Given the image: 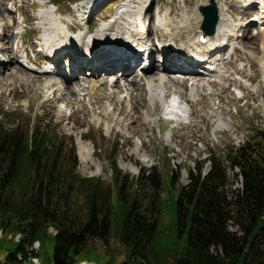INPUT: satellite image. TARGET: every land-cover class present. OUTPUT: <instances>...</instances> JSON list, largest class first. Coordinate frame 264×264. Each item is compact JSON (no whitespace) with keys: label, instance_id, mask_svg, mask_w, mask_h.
Returning a JSON list of instances; mask_svg holds the SVG:
<instances>
[{"label":"trees","instance_id":"trees-1","mask_svg":"<svg viewBox=\"0 0 264 264\" xmlns=\"http://www.w3.org/2000/svg\"><path fill=\"white\" fill-rule=\"evenodd\" d=\"M2 115L9 114L0 111V262L35 264L22 257L29 251L37 264H163L166 256L173 264H264V146L259 142L247 140L231 149L227 165L211 156L207 172L190 173L191 183L181 186L176 198L153 192L150 201L140 203L142 175H121L114 157L107 158L112 183L82 176L72 137L73 155L66 157L49 124L8 126ZM226 168L241 177V189L231 195L224 189ZM170 182L174 185L173 177ZM165 214L175 227L171 239L158 224V215ZM183 228L187 235L179 240L176 232ZM111 237L125 249L122 258L115 252L94 257L90 242L109 248Z\"/></svg>","mask_w":264,"mask_h":264},{"label":"rangeland","instance_id":"rangeland-1","mask_svg":"<svg viewBox=\"0 0 264 264\" xmlns=\"http://www.w3.org/2000/svg\"><path fill=\"white\" fill-rule=\"evenodd\" d=\"M7 1L8 0H0V5H3V3ZM13 1L16 8H19L20 15H23L24 23H18L16 27L13 26L12 32L15 31L14 33H16L21 30V27H24L22 38L25 39V42H28V44L24 45V48H31L33 47L32 44L35 43L33 38H38V36L41 38V35L40 31L36 28V22L33 23L30 18L33 15H37L40 9H47V5H50L48 2L50 0ZM38 1L44 5L41 6ZM52 1H54V3L56 1L57 3H55V5L60 7V16L66 18L68 21L69 16L64 12L70 11L73 13L74 17L71 21L77 22L76 6L80 1L72 6L66 4L68 0H51L50 2ZM123 1L124 0H117V2L122 3L131 2V0ZM225 1L232 6V15L234 18L243 24L255 13L253 8L246 11L236 8L237 5L241 6L242 3H245L243 0ZM109 3L112 4V2ZM109 3L95 10L98 18L101 16L109 17L114 14L115 10ZM206 3L210 4L208 0H158L154 2V5L158 8L167 5L172 6L173 14L181 17V10L183 7L193 9L195 5H204ZM227 3L226 6L228 7ZM6 4H8V2ZM120 5H116L115 8L120 7ZM5 6L4 4V7ZM2 13H5L6 20L0 16L1 23L2 20L10 24L14 23L8 20V16L10 15L12 20H14L17 16L15 11L12 10L11 13L0 11V15H3ZM38 17L41 19L39 14ZM38 17H35V20H39ZM201 18L203 19V17L201 16L199 18L198 25L195 24L196 33L201 30ZM94 20L95 19L89 22L94 24L95 30L98 27L100 28L102 24L101 21ZM90 23L88 25H90ZM155 30L156 34L159 35L156 24ZM96 33L97 31L94 34ZM239 34L242 36L245 35V38H242L243 41H240L241 43L239 42L238 48H236L237 50L235 49L238 58L232 59L233 63L231 64H222L226 68L223 67L221 70H234L235 72L242 73L240 74L241 78L245 80L251 79L253 85L248 89H243L245 94L244 98L237 99L236 94L239 88L237 85L239 83L236 81L235 83L237 85L234 88L231 86V83L234 81L228 83V88H226L227 83L224 82L220 84L215 83L209 87L205 85L203 88H200L203 80H198V90L197 95L195 94L193 113L191 117L185 118L181 125L164 119L165 115H163L164 117L161 118L159 123H154L157 116L150 117L147 113V108H145V106H147L149 109L153 110L154 104L148 102L146 103L147 105L144 106V103L137 102V107L140 109L136 112L135 107L132 108L131 98L126 97L122 100L124 94L121 93L119 88L115 89L117 96L114 102L110 101L112 99L110 90L98 87L96 91L89 96L83 97L82 95H76L75 100H72V104L67 106L64 99L61 98V92H47L45 84L50 81L46 83L44 78L33 75L30 72L22 71L15 61L6 65L4 68V75L1 74L4 66H0V111L9 114L6 116L2 115V119L8 126L17 124L27 129L28 126L31 127L37 122H45L49 124L51 128H55V137L60 139V146L62 150H65L66 157H71V155H73L70 152L73 146L74 156L76 157V171L82 176L98 177L105 183H112V166L107 158L114 157L116 166L120 170L121 175H128L129 179L142 175L141 184L139 185L140 190L136 194V199L140 203L150 201L153 192L156 193V196L160 194V196L164 198L168 196H170V198H176L181 186L191 183L190 173L196 176L207 172L209 166L208 160L211 156L222 165H227L226 154L231 152V149H235L239 145L244 144L247 140L259 142L258 146H264V69H260L258 66L260 62L256 59L258 55L264 57V51L260 50L261 44L264 46V33L253 34V31H243L239 32ZM5 35L9 39L7 43L8 47L10 48L11 46L10 49H14V42L16 41L12 37L13 35H11L10 32L5 33ZM190 35L192 36V34ZM175 36L186 42L187 36L185 31L178 29ZM19 42L18 40L17 44ZM182 45L184 46L186 44L183 43ZM20 54L22 55V53ZM12 55V53H0V59L5 63L9 61ZM156 63L158 62H155V66L151 67L153 71L149 70V72H151L147 74H153L157 71ZM238 66L241 67V71H238ZM133 71V73H130V76L128 75V78L138 79L139 74L137 70ZM120 74L121 73H115V75H113L115 77L113 78L121 77ZM96 75L91 78H97L104 74H100L99 76ZM236 76L238 75L233 74L231 77L234 78ZM72 84H74V82L69 85ZM182 84V88L185 91L183 92L184 95L187 92L186 88L188 86L185 85L186 83ZM87 85H89V83H87ZM166 87L167 94L173 96L174 93L171 90H173L174 87L171 88L168 85ZM176 87L180 89L178 85H176ZM135 94L138 95L137 92L134 91V95ZM68 98H70V96H68ZM142 99L144 100V98ZM102 106L109 111L115 108L114 119L107 121ZM121 108H124V111L118 112ZM137 115H139V118L135 119ZM116 119L119 122H116ZM221 119L223 120L222 126L217 128L216 126L219 121H222ZM134 130L143 132L142 138L136 136ZM71 137L73 139L72 146L68 143ZM138 147L141 148L139 149ZM85 155H89L88 157L90 160L88 162L82 159ZM149 158H153V164L144 163V159ZM178 175L179 178L177 182L176 179ZM226 175L228 179L224 189L231 195L233 189H241V179L240 177L236 179L232 171L228 168H226ZM172 177L174 185H171L170 182ZM154 178L158 180L156 186L152 185ZM169 210L171 211V209ZM157 219L158 224L161 225L159 227L166 235V239H171L175 227H173L171 223L170 215L169 217L167 214H165V216L158 215ZM232 229L235 228L232 227ZM178 233L179 240L184 235H187V232L185 234L184 228L181 229V232L177 230L176 235H178ZM108 245L109 248H106L104 244L98 240H92L89 244L92 253H95L94 257L104 259L105 252H115L120 259L122 258V254H125V249L116 238L111 237L108 241ZM32 248L36 249V246ZM1 257H3V255H0V258ZM22 257H29V259L36 261V259L31 258V253L29 251L22 255ZM162 260H164L163 264H173L172 258L169 256H166ZM1 264L22 263L17 259L4 258Z\"/></svg>","mask_w":264,"mask_h":264},{"label":"bare ground","instance_id":"bare-ground-1","mask_svg":"<svg viewBox=\"0 0 264 264\" xmlns=\"http://www.w3.org/2000/svg\"><path fill=\"white\" fill-rule=\"evenodd\" d=\"M10 1L11 0H8L7 2H10ZM96 1L97 0H80L79 3H78V1H76V3H78L76 6V12H77L76 15L79 16L81 14V9L86 8L87 5L90 4L91 2H93V4H95ZM220 1H222L223 3L219 4V10H217V12H216L217 24H216L215 31L211 35H206L209 37L207 38V43L203 46H197L196 41L193 40V37L190 36V33L193 31V28L195 27V24H197L199 22L198 20L202 16V14L198 10V7L200 8L202 6L201 4L195 5L193 7V9L191 8L192 10L189 8L183 7L181 10L182 11L181 17L174 15L172 6H168V5L160 7V8L157 7V12H153L152 10H150V8L152 6V4H151L150 8L142 16L141 11L146 6V4L150 2V0H137V1L131 0V2L130 1L124 2L120 5V7H118V10L116 12V19L114 20V22L108 21V22L102 24L100 26V28L98 27L99 28V29L97 28L98 30L97 29L94 30L93 28L91 29L90 27H92V25L90 24V25H88L89 29H88L87 33L85 31H83L82 28H79L78 26H76L77 28L80 29V31L78 33H74V37L80 40V38H82V37H80L82 34L83 38H91V41H89V44L90 43L95 44L97 42V40H99V39H100L99 41L104 40L106 42L104 44L102 43V45H104V47H106L107 44H111V46H112V44L114 42H116L118 44H124L125 42L130 41L131 37H133L132 41L137 42L136 45L138 48L144 46L145 49H150L153 53L154 49L152 46H150V41H152V39H155V37L157 40H159L161 38V40L163 41V43L165 44L167 49H169L173 45V43H176L177 46H180V43L177 42V39L175 37V34H176L175 30L180 29V30L188 32V35L186 38V47L183 48L186 53H188L192 56H196L197 54H202L203 56L210 55V54H214V53H217V52L223 50L225 44H227V41H228L227 38L232 32L234 33V36H231L230 40H232L234 38H238L236 36H237L238 31H239L238 26L240 24L237 23L233 19V15L229 11V7L226 6L227 2L225 0H220ZM243 1L245 3H242L241 6L237 5V7H243L246 4H248L250 6L257 4L258 7L260 8V12H259V16L257 18H255L254 20L260 21V19L262 17H264V3H263L264 0H243ZM211 2L216 4L217 0H211ZM38 3H40V2L38 1ZM4 4L5 3H3V5H0V11L1 12L7 10L5 8L6 6L4 7ZM78 5H80V6H78ZM227 5H228V3H227ZM59 8L60 7L57 5V6H55L54 9L53 8L48 9L47 11L40 9L39 12L37 13V15H33L30 18V20H32L33 23L36 22V24H37L36 28L40 31L42 43L47 48L51 47L53 50H55L57 48H61V47L65 48L68 45H70L72 47L75 44V39L73 38V35L67 33L65 30L66 28L68 29L69 26L64 27L62 25V23H60L63 21H62V19H60L62 16L59 18L60 14H61ZM77 8H78V10H77ZM3 9H5V10H3ZM162 9H163V11H162ZM38 14L41 16V19L39 17V20L38 19L35 20V17H38ZM156 14H158V16ZM0 16H2L4 18L5 13L3 15H0ZM6 18H8V17H6ZM156 19L158 21L157 24H156ZM147 20H148L147 35H149V39L144 44H142L141 38H142V36H144V34L142 35V33H138L139 29L137 28V25H138V23L145 24ZM77 22H78V20H77ZM80 22H81V20H80ZM154 23L157 25V29L159 30V35L156 34ZM153 24H154V28H153ZM3 25H4L3 30H2V33L0 34V45H1L0 53L3 54V52H6V53H12L13 55L10 56L11 58L9 59V61L5 62V63L3 62V60L0 59V66L1 65L4 66L1 74L4 75V73H5L4 68L6 67V65H9L10 62L15 61L16 64L21 68L22 71L34 73L33 75L40 76V77L44 78V81L46 80V83L48 81H50L49 83L45 84V88H46L47 92H50V91H52V93L61 92V98L64 99L65 104L67 106L72 104V100H75L76 95H79V96L82 95L83 97L89 96L91 93L95 92L98 87H102L106 90H110V92H111L110 94L112 95V99L110 101L114 102V100L116 99V96H117V94H116L117 92H115V89L119 88L121 93L124 94L122 100L126 97L131 98L132 99V108L135 107L136 112H138L140 109L137 107V104H136L137 102L138 103H144V106L147 105L146 103L152 102L154 104L153 110L149 109L147 106H145V108H147V113L150 117L157 116L154 123H156V124L159 123L161 118L164 117L163 115H167L168 117L172 118V120H170V121H172L173 123H178V125H181L183 123V120L185 118L191 117V115L193 113V106H194L193 103H194L195 96L197 95L198 80H200V79L203 80V82L201 81L202 86L200 85L201 86L200 88H203L205 85H207L208 87L211 86V84L208 81L210 79H212L213 77H215L217 80H220L222 82L225 79L227 80V77L230 76L231 74L238 75V76L232 78L234 82L235 81L240 82V86L237 89V94H236L237 97L241 96L240 92H243L244 88L248 89V87H249L248 80L241 78L240 74H242V73L235 72L234 70L230 71V72H228V70H223V71L221 70V69H223V66L227 64V63H225L224 56H216L213 59L212 63H214L215 67H216L213 72L208 73L206 75H199V74H196L193 72H188V73H190V75H186L185 79H181V80L177 79V77L182 75V72L185 71L181 67V65L179 64V65H177L178 67L175 68V67H172L171 65H167L163 62L162 63H156L157 64V71H155L153 74H147L146 67H138L137 64L132 66V67H125L124 66L118 72V73H121L120 74L121 77H117V78L112 77L113 81H111V82L108 81V79H107L108 75H106L104 73H100L96 69H94V71H92L90 74L83 75L80 77H77L76 75H72V74L71 75H63L61 73H59V74L58 73H56V74L36 73V72L25 69L20 64L21 62L19 61L18 57H23L24 51L22 49H18V46L15 45L16 42H14V46H15L14 49H10L11 46H10V48L8 47L7 43L9 42V39L5 35V33L10 32V34L13 35L12 37L15 39V41H16V37H15L16 33L12 32L11 25H9V24H3ZM38 27H41V28H38ZM96 31H97V33L94 34ZM201 33L202 32L200 31L198 35H200ZM88 34H90V35H88ZM198 35L196 36V38L198 37ZM24 40H23V43H25ZM240 41L242 42L243 39ZM81 44H83V41L81 42ZM87 44H88V42H85V45H87ZM126 45L130 46L131 48L136 46L135 44H129V43H127ZM232 45H234V42L232 43ZM78 47H80V46H78ZM78 47H75L74 49H77ZM261 48H260V50L264 51L263 50L264 46L262 44H261ZM18 52L22 53V55L18 56ZM235 55H236V57L238 56V54L236 52H235ZM44 57H46V56H44ZM127 58H129V55L127 53L109 48L108 50L96 55L94 60L96 62H99L100 64H106L109 62H113L117 59H127ZM41 59H42V57H39L37 60H34V61L36 64H39L41 62ZM256 59L258 60V62H260L259 64H260L261 68L264 69V57H261L258 55L256 57ZM243 61L245 62L244 59H243ZM155 62H156V60L154 59V57L151 58L150 59V65H148V66L154 67ZM231 63H233V62L232 61L228 62V64H231ZM222 64H224V65H222ZM239 65H242V64H239ZM243 66H245V65H243ZM134 67H137V72L139 74L138 75L139 78L138 79L137 78L129 79L128 75L129 76L131 75V74H129V72ZM237 69H239L238 71L242 70L240 66H238ZM78 73H80V72L78 71ZM96 74H98V75H96ZM100 74H104V75L99 76ZM94 75L99 76V77L91 78ZM113 75H115V74H113ZM113 75H111V76H113ZM263 76H264V74H263ZM240 78L242 79V81ZM72 82H74V84L69 85ZM87 83H89V85H87ZM182 83H186L185 85L188 86L186 88L187 92L184 95H183V92H185V91L182 88V86H183ZM166 84L171 88L174 87L173 90H171V91H173L174 95H177V97H175L174 95H173V97L171 96L172 98L169 97V95L167 94V89H166L167 85ZM176 85H178V87L180 89H177ZM250 89H252V88H250ZM142 90L144 91V93ZM134 91L137 92V94H138V95L135 94L136 97L134 95ZM242 94L245 97L244 92ZM68 96H70V98H68ZM165 97H169L168 98L169 100H166ZM142 98H144V100ZM175 99H179V101H176ZM122 100H120V101H122ZM103 106H102V108H103V111L105 112V117L107 118V121H111L112 119H114L115 108L112 111H109L107 108H105ZM121 111H124V108L119 109L118 112H121ZM184 113H185V116L182 117V119H181V116ZM138 118H139V115L135 116V119H138ZM116 122H119V121L117 120ZM222 122H223V120L221 122L219 121V123L217 124L216 127L220 128L222 126ZM124 123H125V121H124ZM116 125H119V124H116ZM135 134L139 138H142V135L144 133L141 131H135ZM138 148L140 149L141 147H138ZM88 156L85 155V157L82 159L85 162H88L90 160V158ZM152 162H153V158L144 159V163H146V164H153ZM127 169H129V168H127ZM84 264H89V263H84Z\"/></svg>","mask_w":264,"mask_h":264},{"label":"water","instance_id":"water-1","mask_svg":"<svg viewBox=\"0 0 264 264\" xmlns=\"http://www.w3.org/2000/svg\"><path fill=\"white\" fill-rule=\"evenodd\" d=\"M200 11L204 16L201 28L206 33H212L214 31V26L217 21L213 2H211V4L208 6L200 7Z\"/></svg>","mask_w":264,"mask_h":264}]
</instances>
